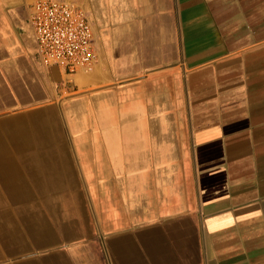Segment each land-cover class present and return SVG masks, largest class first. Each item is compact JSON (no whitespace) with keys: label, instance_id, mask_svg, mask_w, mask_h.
Returning a JSON list of instances; mask_svg holds the SVG:
<instances>
[{"label":"crops","instance_id":"crops-1","mask_svg":"<svg viewBox=\"0 0 264 264\" xmlns=\"http://www.w3.org/2000/svg\"><path fill=\"white\" fill-rule=\"evenodd\" d=\"M35 1L0 0V264H264V0H63L72 92Z\"/></svg>","mask_w":264,"mask_h":264},{"label":"built area","instance_id":"built-area-1","mask_svg":"<svg viewBox=\"0 0 264 264\" xmlns=\"http://www.w3.org/2000/svg\"><path fill=\"white\" fill-rule=\"evenodd\" d=\"M29 23L36 56L46 68H58L67 77L64 88L74 91L70 77L89 71L95 60L92 24L78 6L63 0H37Z\"/></svg>","mask_w":264,"mask_h":264}]
</instances>
